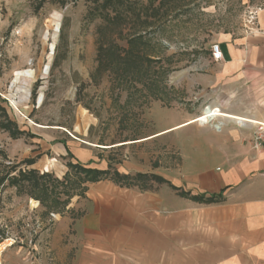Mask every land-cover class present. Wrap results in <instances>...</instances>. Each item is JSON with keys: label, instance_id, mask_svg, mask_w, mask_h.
Masks as SVG:
<instances>
[{"label": "rangeland", "instance_id": "1", "mask_svg": "<svg viewBox=\"0 0 264 264\" xmlns=\"http://www.w3.org/2000/svg\"><path fill=\"white\" fill-rule=\"evenodd\" d=\"M104 1L69 0L62 7L54 0H0V107L24 133L12 139L0 130V245L9 243L0 264H71L70 222L82 214L88 183H80L83 177L68 171L67 163L178 179L201 169L199 158L207 154L200 131L209 127L156 135L214 105L197 85L183 86L189 79L184 68L215 64L212 44L222 35L246 34L249 4L120 0L103 8ZM113 9L121 14L114 16ZM107 18L129 19L120 24ZM133 35L145 36L147 43L128 44ZM100 39L153 61L108 57L98 72ZM222 123L221 130L233 126ZM26 160L34 164L26 166ZM28 170L59 182L68 173V179L47 183L56 186L51 197L26 181L9 184Z\"/></svg>", "mask_w": 264, "mask_h": 264}, {"label": "crops", "instance_id": "2", "mask_svg": "<svg viewBox=\"0 0 264 264\" xmlns=\"http://www.w3.org/2000/svg\"><path fill=\"white\" fill-rule=\"evenodd\" d=\"M244 1L259 8L256 30L222 35L216 42L221 62L184 68L189 79L183 86L197 85L200 95L213 99L209 108L219 109L218 121L233 126L216 130L201 123V112L157 134L209 127L200 131L207 152L199 158L201 169L181 178L149 173L164 181L159 184L148 173H124L147 177L130 186L86 184L82 214L70 222L71 264H264V143H253L256 124H264V0ZM220 194L213 203L192 199Z\"/></svg>", "mask_w": 264, "mask_h": 264}, {"label": "trees", "instance_id": "3", "mask_svg": "<svg viewBox=\"0 0 264 264\" xmlns=\"http://www.w3.org/2000/svg\"><path fill=\"white\" fill-rule=\"evenodd\" d=\"M47 0H40V2H44ZM56 3L59 4V6H65L66 4H68L69 0H54ZM117 2H121L120 0H105L103 2V8H106L107 6H113L115 3ZM41 4H39L40 6ZM160 5V4H159ZM158 10V8H157ZM156 10V12H158ZM113 12L115 13L114 16H118L121 13H119V11H117V9H113ZM129 18H107V22L106 23H124L128 20ZM137 25L144 27V22H140V18H138V22ZM146 27H148L149 23H145ZM100 44L98 46V72H101V70L103 69V66L105 68V59L107 60L108 57H110L111 59H117L120 63H126L128 58L132 55H134L132 52L130 51H124L121 50L117 44L112 43L109 46H107V44L105 42H103L101 39L99 40ZM128 44H140L141 46H144L147 43V38L145 36L142 35H137V36H131L129 38V40L127 41ZM137 56V59L139 61H141V63L143 61L145 62H151L153 60H151V56L150 55H145L143 54V52H139L137 54H135ZM134 55V57H135ZM107 66V65H106ZM0 130L6 131L8 132L9 136L12 139H17L18 137L22 136L24 133L19 131L16 124L14 122H11L9 120V118L7 117L5 111L3 108L0 107ZM64 148L66 149L67 152V156L70 158H73L71 152L69 151V149L67 148L66 144L63 143ZM26 166H31L32 164H34V160H26L25 162ZM67 168L68 171H74L76 175L82 176L83 178L80 179V183H96V182H100V181H111L116 185H119L121 182H123L125 185H134L135 182L134 180H136L137 178L140 177H147L146 175H142V174H137L136 176H134L133 178L120 174L118 171L116 170H112L111 167H108L105 170H99V169H94V168H88L85 167L83 165H81L80 163H67ZM6 178H2L1 181L3 180H7L8 179V175L5 176ZM152 177V176H151ZM157 182H163V180H161L158 177L153 176ZM10 179V180H9ZM9 184L11 185H17L19 181H26L28 183H31L32 185H35V188L39 191H41L42 193L46 194L47 196L51 197L54 195L55 191H56V186L54 185H50L48 187L47 183L50 182L51 184H55V185H63L64 182H66V180L68 179V173L64 176L63 181L59 182L58 180H54L51 175L49 174H43L41 176H38L37 172L35 170H28V171H19L17 176H12L11 178H9ZM180 197H189L187 193L185 192H180L178 189L172 187ZM86 188H83V191H85ZM192 199L198 201V202H203V203H213L216 201H219L222 199L221 194L217 196V198H209L207 200H204L203 197H192ZM37 201L40 202L39 199H36ZM41 203V202H40ZM67 205V203H65V206Z\"/></svg>", "mask_w": 264, "mask_h": 264}, {"label": "built area", "instance_id": "4", "mask_svg": "<svg viewBox=\"0 0 264 264\" xmlns=\"http://www.w3.org/2000/svg\"><path fill=\"white\" fill-rule=\"evenodd\" d=\"M259 8L250 7L248 21L246 23L247 33H253L256 30V13ZM210 56L214 63H219L222 61V53L220 50V45L215 43L210 46ZM254 124V123H252ZM254 147H260L264 143V124H256V130L253 139Z\"/></svg>", "mask_w": 264, "mask_h": 264}, {"label": "bare ground", "instance_id": "5", "mask_svg": "<svg viewBox=\"0 0 264 264\" xmlns=\"http://www.w3.org/2000/svg\"><path fill=\"white\" fill-rule=\"evenodd\" d=\"M219 115H220L219 109L211 110L208 106L202 111L201 123L209 124L213 126L216 130H220L222 123L218 121V118L220 117ZM235 121L240 125H243L245 123H254L253 121L244 122V120L241 119H235ZM7 244L0 245V253L7 246Z\"/></svg>", "mask_w": 264, "mask_h": 264}]
</instances>
